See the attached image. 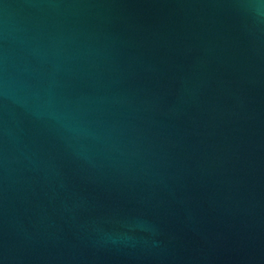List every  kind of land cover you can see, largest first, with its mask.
<instances>
[{"label": "water", "instance_id": "95a60500", "mask_svg": "<svg viewBox=\"0 0 264 264\" xmlns=\"http://www.w3.org/2000/svg\"><path fill=\"white\" fill-rule=\"evenodd\" d=\"M0 264H264V0H0Z\"/></svg>", "mask_w": 264, "mask_h": 264}]
</instances>
